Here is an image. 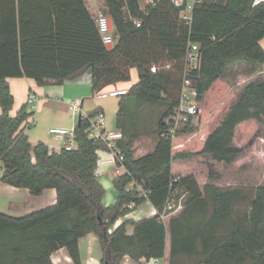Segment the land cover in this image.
I'll return each mask as SVG.
<instances>
[{"label":"trees","instance_id":"obj_1","mask_svg":"<svg viewBox=\"0 0 264 264\" xmlns=\"http://www.w3.org/2000/svg\"><path fill=\"white\" fill-rule=\"evenodd\" d=\"M95 1L113 21L112 49L103 43L86 0H0V179L35 197L48 189L58 194L56 205L23 218L0 212V264H53L52 255L61 249L74 264H82L79 243L90 233L99 237L102 264H121L126 256L164 264H264V185L252 198L240 188L223 189L220 174L210 169L232 166L243 156L244 146L237 143L241 126L255 122L264 131V81L255 76L219 112L220 119L211 117L200 132L183 129L174 141L161 138L163 120L181 95L190 44L202 53L200 68L191 77L204 106L203 123L220 106L222 79L230 67L264 66V0H202L191 22L181 19L172 0H159L145 11L142 0ZM136 19L142 20L140 28ZM133 69L139 82L124 98L165 102L167 107L152 153L136 159L134 136L122 142L125 171L114 180L116 202L105 207L106 191L97 171L99 152L106 147L86 133L99 110L76 126L75 150L33 146L25 131L34 112L25 105L11 115L15 98L9 79L50 87L91 72L96 94L130 82ZM126 119L122 101L116 127L123 133ZM139 184L152 192L148 198H139ZM179 194L181 207L164 221L134 222L132 236L128 222L109 233L134 210L130 205L137 209L150 202L162 212L173 195L180 202ZM244 205L248 209L240 212Z\"/></svg>","mask_w":264,"mask_h":264},{"label":"rangeland","instance_id":"obj_2","mask_svg":"<svg viewBox=\"0 0 264 264\" xmlns=\"http://www.w3.org/2000/svg\"><path fill=\"white\" fill-rule=\"evenodd\" d=\"M93 1L94 3L89 4V7L92 15L95 17L99 11V7L97 6L96 1ZM201 1L202 0H200V2ZM148 2V0L141 1V8L143 10L147 7ZM255 76L257 81H264V66L252 67L249 65L238 64L233 67H230L227 71V74L222 79V88H220V92L222 91L220 93V106L216 107L208 115V118L203 123L205 110L204 106L202 105L201 123L197 128V132H200L205 128L207 122L211 117H214V119L216 118L217 120H219V112L222 115V111L225 110L228 105L234 102V100L240 95L244 87L249 82L255 79ZM136 81L137 71L134 70L132 83L135 84ZM67 95L69 96L64 100L65 102L72 101L75 99L73 91L70 90ZM93 95L94 94L90 92L81 94V97L86 98V104L83 113L84 116L90 112L96 111L97 107L100 106L106 112L108 125L110 127H115L117 121V113L120 110L122 97L109 98L97 101V99L92 98ZM127 103L129 104V111L127 110V118L129 119V134L127 137L129 138V136H134L136 140L134 145L135 153L140 152L139 154H148L154 149V146L159 139L158 127L167 107V104L165 102L155 103L137 100L134 98H129V100H127ZM35 104L33 105V108H35ZM33 108H30L31 111H34ZM39 113L40 112H37L36 110V118L33 119V124H35L30 129H27L31 140H33L34 142L49 141V139L52 138V136L49 135L50 129L63 128L58 127L60 125H64L62 121H64L65 126L68 127L67 129L70 130L76 127L79 120V116L77 118L73 116L72 112H70L69 109L65 111L56 112L54 110L51 111L46 107L44 109L43 114ZM70 123H73L72 127ZM237 143L239 145L244 146L245 149L243 156L239 159L237 163L232 166L211 165L210 169L220 174V186L223 189L240 188L244 190V192L247 193L250 197L253 198L255 195L256 188L258 186L264 185V131L260 129V124L255 122H249L241 126L237 132ZM135 153L134 158L136 157ZM99 158L100 159L97 174L99 176V181L101 182L106 191V195L103 200V206L108 207L116 202L117 193L114 187V180L119 175L116 174V168L113 165H102V160L104 159V155H102V152H99ZM108 158L109 155H107L106 159ZM198 161H202L200 163L201 167H206L207 163L204 161V159H199ZM208 170H206L205 173H201L203 175V178L208 176ZM135 189L137 192V187ZM179 197L181 198L180 202H182L183 196L179 194ZM145 208H148V205H144L141 209ZM246 209H248L247 205H244L239 208L240 212H243Z\"/></svg>","mask_w":264,"mask_h":264},{"label":"crops","instance_id":"obj_3","mask_svg":"<svg viewBox=\"0 0 264 264\" xmlns=\"http://www.w3.org/2000/svg\"><path fill=\"white\" fill-rule=\"evenodd\" d=\"M87 5L89 7V4H93V0H86ZM90 9V7H89ZM261 45L264 49V40L261 42ZM137 69H133L131 71V81L130 82H122L116 85H113L111 87H108L107 89H113V88H118V89H127L129 90L133 85L137 84L139 82V73L137 71V81L136 83H132V77H133V71ZM9 84L11 88V92L15 98V103L13 106V109L11 111V115L13 117L17 116L21 108L25 105H27V100L29 93L31 91H34L35 94L38 97V101L35 104L34 111V116L30 118L29 122V128L34 126L33 124V119L36 118V110L37 112H40L43 114L44 109L47 107L51 111H65L68 110V106L66 105L67 102L69 101H64L69 95L68 92L71 90L74 92L75 99H81L84 100V106H83V113L85 109V104H86V98L81 97V94L86 93V92H92V75L91 72H87L80 78L74 80V81H68L64 85L61 86H50V87H39L35 83V81L31 79H9ZM85 96V95H83ZM72 98V97H69ZM93 98V97H92ZM109 99V98H108ZM71 100V99H69ZM127 100L124 97H122V101L126 103L127 110L129 111V104L127 103ZM99 101V100H97ZM36 109V110H35ZM28 110L31 111L30 107H28ZM97 110H102L105 112V110L98 106ZM39 113V114H40ZM91 113V112H90ZM88 113V114H90ZM2 114V108L0 105V115ZM86 114L85 116H88ZM106 114V112H105ZM118 114V113H117ZM107 117V115H106ZM80 118V117H79ZM56 120V119H55ZM128 118L126 119V133L125 134V140L127 141L129 138L127 137L129 132H128ZM58 121V120H56ZM62 121V120H61ZM59 122V121H58ZM57 122V123H58ZM117 122V121H116ZM64 125H60L58 127H63V128H68L65 126L64 121H62ZM79 123V120H78ZM77 123V125H78ZM71 127L73 126V123H70ZM76 125V126H77ZM108 129H113V130H118V128L114 126L110 127L107 123ZM25 133L29 136L28 131L26 130ZM50 135V131H49ZM51 137V136H50ZM30 138V136H29ZM52 139V138H51ZM49 139V141H36L34 142L30 138V142L33 146L38 145L39 143H45L46 145L49 146L51 151H57L59 152L60 150L63 149L62 143L59 141H56L54 139ZM54 142V143H53ZM136 140L133 143V151L135 153V145ZM157 145V142L154 146V149ZM154 149L150 152L152 153ZM102 155H104V160L107 158V153L105 151H101ZM137 152V151H136ZM136 154V159H139L141 157L146 156L147 154ZM149 154V153H148ZM135 156V155H134ZM103 166H106L108 164H102ZM1 176V173H0ZM97 177L98 174H97ZM58 201V194L55 189H48L46 190L43 195L39 197L32 196L30 191L27 189H19L7 184H4L1 182L0 179V212L8 217L11 218H23L26 217L34 212H38L44 209H47L49 207H52L56 205ZM144 205H148V208L141 209ZM141 209V210H140ZM155 211H158L153 207V205L150 202H146L142 206L138 207L137 209L133 210L131 213L127 214L124 217H121L113 227L109 230V233L112 234L116 229H118L122 224L128 222L127 226V232L129 236H132L134 234L135 226L133 225L134 222H140L144 219L148 218H153L155 217L154 213ZM80 246V252H81V258H82V264H102V259L104 257V251L102 249L99 237L95 233H90L83 237L80 240L79 243ZM52 262L53 264H74L73 260L70 258L68 255L67 251L65 249H61L58 252L54 253L52 255ZM146 259H141L140 261H135L133 260L130 256H126L121 264H147ZM160 264H164V261L162 260Z\"/></svg>","mask_w":264,"mask_h":264},{"label":"built area","instance_id":"obj_4","mask_svg":"<svg viewBox=\"0 0 264 264\" xmlns=\"http://www.w3.org/2000/svg\"><path fill=\"white\" fill-rule=\"evenodd\" d=\"M148 6H155L159 0H148ZM176 8L180 9V17L182 20L191 22L193 17V11L196 4L200 3V0H172ZM146 7V8H147ZM145 8V9H146ZM145 9L143 11H145ZM96 24L100 35L102 36L103 43L108 46H114V27L111 31L112 20L109 16L103 13L100 9L95 16ZM137 28L142 26V20L136 19L133 21ZM114 25V24H113ZM202 61V53L197 44H190L186 52L185 57V70L183 76V84L180 98L173 109V111L167 115L163 120L165 132L161 134L162 139L175 140L177 134L183 129H197L201 123L202 116V104L199 102L198 91L194 86L191 74L199 70ZM156 68L152 69L153 73H156ZM128 95L127 89H108L93 95V99L105 100L108 98H121ZM38 101V97L34 91H31L28 96L27 105L33 108V105ZM67 106L73 116L76 118H86L83 114L84 100L76 99L67 102ZM75 128H52L50 129V135L56 141L62 143L63 149L67 151H73L76 149V134ZM90 139L102 142L106 147V153L109 158L104 160L102 164L113 165L116 168V174L120 175L125 171L126 155L122 149V142L125 141V135L120 130L108 129L107 117L105 112L99 110L96 117L91 120V125L86 131ZM137 187V193L139 198H148L152 193L150 190L144 188V184H139ZM181 207V202L177 203L175 195L168 201L162 212L155 211V217H159L161 221L165 220L167 213L172 212ZM130 209H136L135 204L129 206ZM162 260L152 259L147 261V264H160Z\"/></svg>","mask_w":264,"mask_h":264},{"label":"water","instance_id":"obj_5","mask_svg":"<svg viewBox=\"0 0 264 264\" xmlns=\"http://www.w3.org/2000/svg\"><path fill=\"white\" fill-rule=\"evenodd\" d=\"M110 23H111V31H113V27H114L113 21L111 20ZM107 47H108V49H112L113 48L112 45H108ZM81 121H82V117L79 118V125H80Z\"/></svg>","mask_w":264,"mask_h":264},{"label":"bare ground","instance_id":"obj_6","mask_svg":"<svg viewBox=\"0 0 264 264\" xmlns=\"http://www.w3.org/2000/svg\"><path fill=\"white\" fill-rule=\"evenodd\" d=\"M163 130H164V129H163ZM163 130H162V131H163ZM162 133H163V132H161V134H162Z\"/></svg>","mask_w":264,"mask_h":264}]
</instances>
